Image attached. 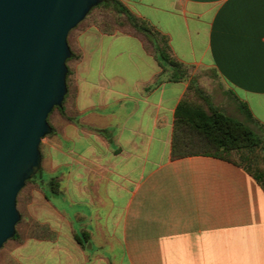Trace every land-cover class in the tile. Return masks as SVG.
Segmentation results:
<instances>
[{
  "label": "crops",
  "instance_id": "0c3cea01",
  "mask_svg": "<svg viewBox=\"0 0 264 264\" xmlns=\"http://www.w3.org/2000/svg\"><path fill=\"white\" fill-rule=\"evenodd\" d=\"M130 11L167 36L189 75L152 86L161 67L139 38L78 33L75 120L54 113L41 140L42 172L60 193L47 199L39 188L48 206L38 223L55 238L27 237L23 264H264L261 185L219 158H171L191 68L216 83L236 112L221 107L228 115L264 130V0H151Z\"/></svg>",
  "mask_w": 264,
  "mask_h": 264
},
{
  "label": "water",
  "instance_id": "95a60500",
  "mask_svg": "<svg viewBox=\"0 0 264 264\" xmlns=\"http://www.w3.org/2000/svg\"><path fill=\"white\" fill-rule=\"evenodd\" d=\"M99 0H0V248L20 220L18 192L41 166L47 121L67 92L68 32Z\"/></svg>",
  "mask_w": 264,
  "mask_h": 264
},
{
  "label": "trees",
  "instance_id": "16d2710c",
  "mask_svg": "<svg viewBox=\"0 0 264 264\" xmlns=\"http://www.w3.org/2000/svg\"><path fill=\"white\" fill-rule=\"evenodd\" d=\"M100 7L113 11L117 17H123L122 21L118 23L119 28L113 29L101 26L99 29L101 32H124L136 36L141 40L145 50L156 58L161 67V72L152 86L159 84L163 79L173 82L187 79L189 67L177 60L172 54L167 36L159 32L145 19L131 12L121 0H99L85 18L94 9ZM82 21L72 28L67 35V42L71 52L70 57L66 60L68 67L66 76L67 92L62 104L54 106L48 114L49 134L54 131L50 121L54 113L58 112L69 120H75V117L68 114V109L72 105L75 95V84L72 78L73 70L69 62L72 61L74 63L79 60L82 53L77 44V36L75 49L70 44L69 36ZM125 24H129L130 28L120 29ZM162 76L164 78H161ZM238 106L246 117L252 119L246 104L238 101ZM256 123L258 130L253 129L245 121L228 115L221 107L212 103L209 94L198 84L195 78H192L175 108L171 158L177 159L195 155L219 158L242 167L264 189V130L261 124ZM101 132L105 133L104 130H101ZM28 183H34L40 188L47 199L60 193L57 177L44 175L41 166L35 175L25 181L21 190ZM17 238L18 231L16 228L15 235L11 239ZM77 239L85 247L87 235L77 236Z\"/></svg>",
  "mask_w": 264,
  "mask_h": 264
},
{
  "label": "rangeland",
  "instance_id": "374dc122",
  "mask_svg": "<svg viewBox=\"0 0 264 264\" xmlns=\"http://www.w3.org/2000/svg\"><path fill=\"white\" fill-rule=\"evenodd\" d=\"M135 3H131L130 10L141 9L145 10L147 6L151 4V0H144L143 6ZM123 17H117L113 11L106 8L94 9L82 23L71 32L69 41L72 47L76 48V36L79 32L89 28L96 27L98 29L101 26L106 28H119L118 23L122 21ZM129 24H125L122 30L129 29ZM73 62L70 61L69 65L72 66ZM196 76L198 84L209 94L212 103L216 106L223 107L231 115H236L234 108L229 100L222 96L221 92L217 89L215 82L206 81L205 79L199 78V69H190ZM73 78V75H72ZM74 81V80H73ZM41 151V143H40ZM17 208L20 212V220L16 226L18 231L17 239L7 240L0 248V264H23L24 255V244L27 237L45 238L53 240L55 238V231L51 228L41 226L38 223L40 210L43 209L47 212V202L44 199L41 190L34 184L28 183L19 193L16 198ZM54 216V215H53ZM37 222V223H35Z\"/></svg>",
  "mask_w": 264,
  "mask_h": 264
}]
</instances>
